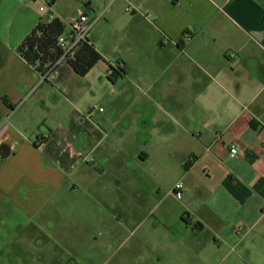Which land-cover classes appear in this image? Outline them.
Listing matches in <instances>:
<instances>
[{
    "label": "crops",
    "instance_id": "obj_1",
    "mask_svg": "<svg viewBox=\"0 0 264 264\" xmlns=\"http://www.w3.org/2000/svg\"><path fill=\"white\" fill-rule=\"evenodd\" d=\"M83 2V10L104 13L88 43L108 69L98 64L82 88L68 61L42 83L17 53L50 13L69 30L58 0H11L5 11L16 25L0 42V126L8 119L0 134V264L25 256L81 264L90 223L81 221L82 206H114L115 194L118 206L131 194L151 206L179 177L185 235L160 214L164 249L146 238L144 263L187 264L191 254L178 244L205 232V260L196 264H264V0ZM108 41L116 64L103 49ZM118 63L126 75L113 83L109 66ZM109 171L118 185L110 201L97 185Z\"/></svg>",
    "mask_w": 264,
    "mask_h": 264
},
{
    "label": "rangeland",
    "instance_id": "obj_2",
    "mask_svg": "<svg viewBox=\"0 0 264 264\" xmlns=\"http://www.w3.org/2000/svg\"><path fill=\"white\" fill-rule=\"evenodd\" d=\"M11 0H0V42L5 44V40L10 38L11 29L13 32L14 25H16V19L10 17L9 13H5L6 9L9 8ZM84 0H58L59 2V13L62 20L68 24L73 21L76 17H79L83 10V5L86 2ZM87 1V0H86ZM46 6V3H44ZM72 23V22H71ZM115 32V31H113ZM116 33V32H115ZM119 38V35H115L113 39ZM111 36L109 35V39ZM106 41V39H104ZM104 51L111 56L110 59H114L116 64V57L120 55L114 50V46L110 41L102 45ZM100 68L108 64L101 62L99 63ZM101 71L95 73L99 75ZM103 73V75H104ZM55 79V77H54ZM85 78L82 79V84L79 85L80 88L83 86L89 87ZM53 79L50 81L52 82ZM69 81V79H68ZM71 85V84H70ZM91 103V102H90ZM92 105L97 107H105L104 100L92 101ZM130 150H136L133 147ZM180 175L177 176V178ZM202 181L205 183V178L201 177ZM115 171H109L102 178L97 181L98 186L106 188V193L103 195L102 199L111 200L110 190L117 191ZM178 181L183 180L179 177ZM180 182L183 187L185 183ZM168 191H163L161 197L157 196L156 193L148 199V204L151 206H138L136 200L133 199V195H130V202L127 204L123 203L125 206H118L115 202L116 194L114 195V206L106 205H90L82 206V214L80 217L81 221H89L87 228L83 227L82 230V242L80 244L81 252V264H158V261L153 259L147 260L144 263V258L147 257V253L152 250L151 245L158 246L163 250V243L160 242V237L164 234V230L156 228L159 215H167L166 218L170 222L169 229L173 234L178 236H184L186 231L184 225H182V206L181 201L176 198L174 192L168 194ZM187 195L185 194V198ZM161 198H164V206H155L158 204ZM184 202V201H182ZM127 204V205H126ZM202 206H193L194 209H199ZM202 214L205 215V208L202 209ZM107 217V222H102L101 219ZM110 217L112 220L110 221ZM52 218L57 219V216H52ZM147 218V220H146ZM146 220V221H145ZM144 221V222H143ZM158 226V225H157ZM159 227V226H158ZM199 238L196 236L192 237V233L189 232L188 235L190 239L185 240V246L178 244V250H185L191 254V259L186 260L187 264H196L201 256L205 260V232L204 234L197 233ZM202 236V237H200ZM148 238L150 244H143L144 240ZM106 240H110L108 244H105ZM184 241V240H183ZM68 242V241H67ZM203 242V244H202ZM55 242H51L54 246ZM77 245V243H75ZM68 246L70 244L68 243ZM165 249L167 247L165 246ZM201 251L203 254H201ZM200 255V256H199ZM68 263V259L66 260ZM45 262V261H44ZM169 260L166 262L168 264ZM33 259L25 256L23 258H18L15 260V264H37ZM47 264H55V260L49 258Z\"/></svg>",
    "mask_w": 264,
    "mask_h": 264
},
{
    "label": "trees",
    "instance_id": "obj_3",
    "mask_svg": "<svg viewBox=\"0 0 264 264\" xmlns=\"http://www.w3.org/2000/svg\"><path fill=\"white\" fill-rule=\"evenodd\" d=\"M65 30V25L59 18L51 23L41 22L18 46L17 53L31 68L42 74L47 68L60 60L62 53L58 47V39L64 34ZM102 61H104V58L97 48L86 43L68 61V64L78 76L84 78ZM124 68V65L119 63L116 68L110 65L109 80L114 83L118 79L124 78L126 75ZM195 159L194 156L191 160L194 161Z\"/></svg>",
    "mask_w": 264,
    "mask_h": 264
},
{
    "label": "built area",
    "instance_id": "obj_4",
    "mask_svg": "<svg viewBox=\"0 0 264 264\" xmlns=\"http://www.w3.org/2000/svg\"><path fill=\"white\" fill-rule=\"evenodd\" d=\"M45 8H41V12H45ZM91 10H84L83 13L75 18L69 26V30H65L64 34L58 39V47L61 50L62 56L58 62H56L51 67L47 68L42 75V83L50 82L54 79L56 69L62 62L69 61L73 58L79 49L86 43H88V38L93 30L94 26L98 21H100L104 13L99 16ZM56 17L53 14H48V17L43 21L44 23H51ZM236 57V56H234ZM102 112L103 109H100ZM8 119L0 126V134L3 128L6 126ZM238 154V148L232 146L230 148V157L235 158ZM183 185L181 183L177 184L173 190L176 198L180 200L183 194Z\"/></svg>",
    "mask_w": 264,
    "mask_h": 264
}]
</instances>
